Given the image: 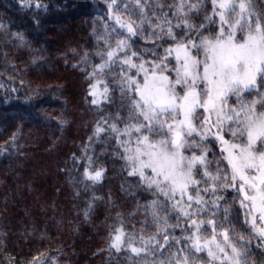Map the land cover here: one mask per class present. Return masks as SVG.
<instances>
[{
	"label": "snow or ice",
	"instance_id": "obj_1",
	"mask_svg": "<svg viewBox=\"0 0 264 264\" xmlns=\"http://www.w3.org/2000/svg\"><path fill=\"white\" fill-rule=\"evenodd\" d=\"M210 4L207 23L194 27L189 13L200 11V2L179 0L170 18L162 7L150 17L146 0L122 9L111 0L107 7L112 24H105L103 34L94 33L104 49L96 53L100 63L88 75L91 103H112L109 97L118 89L127 116L121 113L112 123L98 121L93 134L115 138L128 176L138 178V185L155 197L144 209L156 232L137 237L116 227L109 247L136 257L151 254V264H194L193 255L203 253L208 264H247L244 234L230 226L227 209L224 221L217 219L222 188L238 191L241 207L247 209L245 223L264 241V15L254 11L251 0ZM203 10L208 12L207 5ZM146 24L150 30L144 35ZM210 25L216 27L209 30ZM140 35L155 42L151 60L143 58L148 49L132 50ZM17 39L23 42L22 36ZM117 65L113 88L104 74ZM252 92L256 98L246 102L244 95ZM210 151L218 157L215 169ZM83 176L95 184L103 179L104 169H93L88 157ZM167 209L177 223L169 224ZM171 248L175 251L166 258L156 259ZM33 264L44 262L35 257Z\"/></svg>",
	"mask_w": 264,
	"mask_h": 264
},
{
	"label": "trees",
	"instance_id": "obj_2",
	"mask_svg": "<svg viewBox=\"0 0 264 264\" xmlns=\"http://www.w3.org/2000/svg\"><path fill=\"white\" fill-rule=\"evenodd\" d=\"M109 2L0 0V264H33L35 257L44 264H136L125 249H110L115 228L137 237L157 230L144 209L155 197L138 185V178L128 176L114 137L104 133L90 139L97 106L88 95V75L100 63L96 53L104 49L97 35L112 24ZM117 2L122 9L134 0ZM146 2L151 17L161 7L172 13L179 0ZM187 2L202 5L189 13L191 24L199 27L210 14V1ZM251 4L264 15V0ZM149 30L146 24L144 35ZM154 46L140 35L132 50L148 49L143 58L151 60ZM118 70L117 65L104 75L112 77ZM117 82L109 86L115 88ZM109 99L113 102L99 107L113 120L125 116L118 89ZM88 157L93 169H104L103 179L95 184L83 176ZM209 157L211 166L216 164L213 151ZM218 195L223 199L217 219L224 221L227 209L230 226L248 238V261L264 264V251L244 221L241 198L224 188ZM167 211L170 216L171 209Z\"/></svg>",
	"mask_w": 264,
	"mask_h": 264
},
{
	"label": "rangeland",
	"instance_id": "obj_3",
	"mask_svg": "<svg viewBox=\"0 0 264 264\" xmlns=\"http://www.w3.org/2000/svg\"><path fill=\"white\" fill-rule=\"evenodd\" d=\"M209 1H210V0H209ZM155 10L157 11V9H155ZM174 11H175V10H174ZM166 12H167V11H166ZM167 13L169 14V17L172 18V16H171L172 13H169V12H167ZM173 22L175 23L174 18H173ZM205 23H207V22L205 21ZM214 27H216V25H210V26H209V30H211V29L214 28ZM177 31L179 32L180 30L177 29ZM182 33H183V32H182ZM207 34H208V33H207ZM119 72H120V68H119V70H118L117 73H119ZM104 77L106 78L108 84H109V82H110V84H112V82H115V81L112 79L113 76H112V77H107L106 75H104ZM117 83H118V82H117ZM249 96H250V98H249ZM254 98H256V93H255V92H252V93H250V94H246V95H244V97H243V99H244L246 102L251 101V100L254 99ZM235 102H236V101H235V97H233L232 100H231V103L235 104ZM258 103H259V102H258ZM99 105H100V104L95 105V107L97 106V107H96V109H97V113L95 114V119H96V120H95V122H94V127L92 128V129H93V130H92V134H91V140H92V141H95V140L97 139V137H96L93 133H94V128H95V126H96V124H97L98 121H101L102 119L107 118V119L109 120V123L115 122V120L112 119V116H110V115L108 114V110H107V111L102 110L103 108H100ZM98 107H99V108H98ZM122 108L125 109V116H127V109H126L125 107H123V106H122ZM123 126H124L123 123H120V124H119V127L122 128ZM111 137H112V135H111ZM114 139H115V138H114ZM115 141H116V140H115ZM208 147H209V149H213V146H212L211 144H209ZM216 149H217V152L219 153V148L217 147ZM121 151H122V150H121ZM211 152H212V151L209 152V155H211ZM209 158H210V157H209ZM209 162H210V166H211V164L213 163V159H210ZM123 165L125 166L124 161H123ZM211 167H213V169H215L216 164L214 163ZM225 190H230L231 193H232V192H236L237 195L242 199V197L239 195V193H238L237 190H234V189H232V188H227V189H225ZM221 211H222V209H221V205H220L219 212H221ZM241 212H242V214H243L244 221H245V214H246V212H247V209H246V208H243V209L241 208ZM209 216H210V214H209ZM249 221H251V216H249ZM175 223H177L176 216H175V213H173V212L171 211L170 216H169V224H175ZM246 225L248 226L249 231H250V233L252 234V236L254 237V239L260 243L261 250L264 251V241H261V240H260L259 236L256 234V231L253 230V228H252L250 222H249V223H246ZM256 227H257V229L261 227V223L259 222V220H257V225H256ZM175 230L177 231L176 236H177V237H180V236L182 235L180 228H176ZM209 231H210V230H209ZM244 236H245V234H244ZM238 238H240V237H238ZM247 239H248L247 236H245V241H244V242H245L246 244H247V242H246ZM257 239H258V240H257ZM236 240H239V239L236 238ZM110 242H111V241H110ZM247 245H249V244H247ZM249 246H250V245H249ZM250 247H251V246H250ZM168 250H169V251H175L174 248H171V249H168ZM124 251H125L127 254H128V252L130 253V251H128V250H126V249H125ZM127 251H128V252H127ZM130 254H131V253H130ZM167 256H168V254H164L163 257H161V256H157L156 259H164V258H166ZM127 257H128V259H129L130 261L135 262L136 264H151V261H152V259H153L152 255H150V254L147 255V256H140V257H137V258H135L136 256H133V255H129V254H128ZM192 259L194 260V264H208V258H207L206 253H203V254H194L193 257H192ZM246 259H247V260H246V261H247V264H251V262L248 261V258H246Z\"/></svg>",
	"mask_w": 264,
	"mask_h": 264
}]
</instances>
